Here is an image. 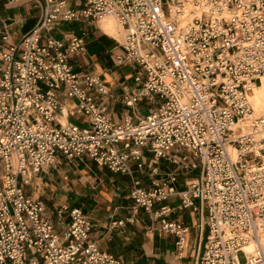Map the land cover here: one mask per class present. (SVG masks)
<instances>
[{
  "label": "built area",
  "instance_id": "built-area-1",
  "mask_svg": "<svg viewBox=\"0 0 264 264\" xmlns=\"http://www.w3.org/2000/svg\"><path fill=\"white\" fill-rule=\"evenodd\" d=\"M37 1L43 16L20 45L0 28V264H120L81 208L61 205L54 221L28 195L60 155L121 176L150 167L151 185L135 182L130 199L181 252L189 228L168 220L172 196L205 214L199 264H241L240 253L264 264V115L239 125L254 115L248 92L264 76V0ZM106 15L126 32L119 65L138 70L122 121L102 101L112 93L102 76L74 62L84 38L52 36L60 23ZM139 104L150 108L143 119L130 112ZM170 166L197 177L179 192Z\"/></svg>",
  "mask_w": 264,
  "mask_h": 264
},
{
  "label": "crops",
  "instance_id": "crops-1",
  "mask_svg": "<svg viewBox=\"0 0 264 264\" xmlns=\"http://www.w3.org/2000/svg\"><path fill=\"white\" fill-rule=\"evenodd\" d=\"M72 2L80 7L86 0ZM42 16L43 5L37 0H0V28L8 33L14 45L21 44L23 38L39 24ZM103 25V22L91 21L60 23L52 36L57 39L70 36L84 38L86 51L79 53L74 62L86 72L103 76L112 93L102 101L109 106L114 118L122 121L128 113L122 95L125 90L134 93L133 72L136 74L138 70L135 65H119L117 56L123 53V49L117 41L121 43V40L107 32ZM125 69H130V72L127 73ZM147 110L150 111L147 105L139 104L137 109L130 112L136 118L137 114L146 115ZM146 158L149 163L153 162L152 156L147 155ZM165 169L162 166L161 171ZM196 177L197 174L189 178ZM180 179L177 184L179 192L189 181L186 179L181 187ZM135 182L144 188L149 187L150 167L133 177L121 176L100 168L89 158L68 160L60 155L55 167L36 177L29 192L33 199L45 205L48 217L54 221L58 220L57 209L61 205L81 208L94 225L93 238L120 264H199L206 239V232L200 228L205 214L184 209L180 196H172L163 204L172 208L169 221L180 222L189 228L186 246L181 252L176 245V236L165 233L154 214L135 209L130 199ZM159 208L157 206L156 210Z\"/></svg>",
  "mask_w": 264,
  "mask_h": 264
},
{
  "label": "bare ground",
  "instance_id": "bare-ground-1",
  "mask_svg": "<svg viewBox=\"0 0 264 264\" xmlns=\"http://www.w3.org/2000/svg\"><path fill=\"white\" fill-rule=\"evenodd\" d=\"M192 5L189 4L187 6L188 8V12L192 10ZM114 22L115 25L117 26V34L119 35V38L121 40V43H124L125 42V38H126V32L125 30L123 29V27L121 26L120 22L114 17V16H111V15H106V16H103L99 21L98 23L100 22ZM264 95V76H262L261 78H259L257 80V82L255 83V85L252 87L251 90H249L248 92V98L251 102V105L253 106L254 110H255V113L252 117L248 118L247 120L245 121H241L239 123V125L245 130L247 131V128L248 127H251L252 124L255 122V118H258L262 115H264V101L262 102L261 101V97ZM263 105V106H262ZM137 109V107L135 108ZM66 110V109H65ZM65 110H64V115L65 116H62L60 118V121L63 123V124H66L68 121H67V114L68 113H65ZM139 110V109H138ZM142 110V109H140ZM146 111V110H145ZM147 114L146 115H142V114H137V118L138 119H143L145 116H148L151 112L147 110ZM250 131V130H249ZM186 246V245H185ZM252 247H249V249H247L248 251L251 250Z\"/></svg>",
  "mask_w": 264,
  "mask_h": 264
},
{
  "label": "rangeland",
  "instance_id": "rangeland-1",
  "mask_svg": "<svg viewBox=\"0 0 264 264\" xmlns=\"http://www.w3.org/2000/svg\"><path fill=\"white\" fill-rule=\"evenodd\" d=\"M104 25V27H105V29L107 30V32H109V33H111L112 35H114L115 37H117V38H119V35L117 34V26L115 25V23L114 22H105V23H103ZM117 43L118 44H123V43H120L119 41H117ZM121 47V49H123L122 48V45L120 46ZM129 65H134V64H127V65H120V66H122V67H124V66H129ZM125 71L128 73V72H130V69H125ZM125 71L123 72V73H125ZM138 73V71L136 72V74ZM133 74H134V77L136 76V74H135V72H133ZM134 77H133V84L135 85V83H134ZM102 80H104L105 81V79L103 78V76H102ZM106 82V81H105ZM107 83V82H106ZM261 101L263 102L264 101V95L261 97ZM263 106V105H262ZM148 157H151L150 155H148ZM95 165V164H94ZM171 167V169L173 170V171H177V173L180 175L179 177L181 178L180 179V186L181 187H183L184 185H185V181H186V179L187 180H191V179H193V178H189L190 176H194V175H196V174H198V171H195V172H192V173H189V172H187L186 170H184L183 168H181V167H177V166H170ZM112 173V172H111ZM114 174V173H113ZM34 182H35V179H34ZM37 184V183H36ZM40 184V183H39ZM31 189L30 188H28V187H26V191L28 192V195H31V192H29ZM159 222L161 223V221L159 220ZM206 240V239H205ZM205 244V243H204ZM203 252V251H202ZM238 260H239V262L241 263V264H245L246 263V257H245V255L243 254V253H240V254H238Z\"/></svg>",
  "mask_w": 264,
  "mask_h": 264
}]
</instances>
